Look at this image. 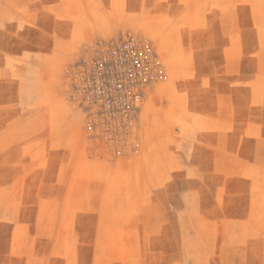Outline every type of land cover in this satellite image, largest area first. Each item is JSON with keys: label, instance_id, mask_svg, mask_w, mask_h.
Returning <instances> with one entry per match:
<instances>
[{"label": "rangeland", "instance_id": "374dc122", "mask_svg": "<svg viewBox=\"0 0 264 264\" xmlns=\"http://www.w3.org/2000/svg\"><path fill=\"white\" fill-rule=\"evenodd\" d=\"M126 36L130 117L88 81ZM0 264H264V0H0Z\"/></svg>", "mask_w": 264, "mask_h": 264}, {"label": "built area", "instance_id": "2783aa9c", "mask_svg": "<svg viewBox=\"0 0 264 264\" xmlns=\"http://www.w3.org/2000/svg\"><path fill=\"white\" fill-rule=\"evenodd\" d=\"M110 45L104 55L90 60V68L98 78L88 79L89 87L95 88V101L100 100L101 104L115 107V111L130 117L153 81L157 66L149 47L132 37L118 38Z\"/></svg>", "mask_w": 264, "mask_h": 264}]
</instances>
